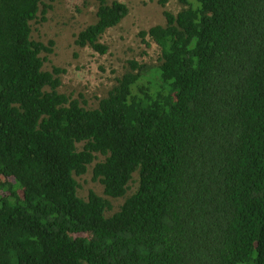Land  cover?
Instances as JSON below:
<instances>
[{
  "label": "trees",
  "instance_id": "1",
  "mask_svg": "<svg viewBox=\"0 0 264 264\" xmlns=\"http://www.w3.org/2000/svg\"><path fill=\"white\" fill-rule=\"evenodd\" d=\"M177 1L139 33L159 64L87 108L32 37L51 5L0 0V264H264V0ZM97 3L75 44L104 54L129 8ZM90 165L111 198L137 173L111 214L78 195Z\"/></svg>",
  "mask_w": 264,
  "mask_h": 264
},
{
  "label": "rangeland",
  "instance_id": "2",
  "mask_svg": "<svg viewBox=\"0 0 264 264\" xmlns=\"http://www.w3.org/2000/svg\"><path fill=\"white\" fill-rule=\"evenodd\" d=\"M125 3L129 12L119 24L106 30L101 36V42L108 50L100 54L89 46L80 47L75 39L80 30L96 19L97 0H46L51 7L45 14L31 22L32 37L51 46L52 52H44V68L51 70L52 66L65 69L61 75L60 92L72 98H77L87 108L97 105L99 98L105 96L116 84V80L129 67V60L157 65L160 61V47L149 37L142 40L140 31L151 26L164 24V10L177 13L183 8L177 0H166L162 5L160 0H119ZM82 144H78L81 148ZM98 155L95 161L102 160ZM78 195L86 198L89 191L107 198L111 203V214L119 209L125 198L131 195L138 186L137 173L130 182L126 196L111 198L104 194L103 184L93 178L92 165L82 175H74ZM87 264V263H84Z\"/></svg>",
  "mask_w": 264,
  "mask_h": 264
}]
</instances>
